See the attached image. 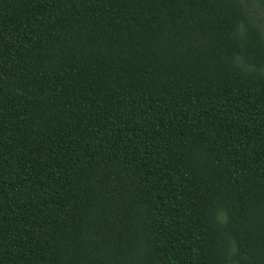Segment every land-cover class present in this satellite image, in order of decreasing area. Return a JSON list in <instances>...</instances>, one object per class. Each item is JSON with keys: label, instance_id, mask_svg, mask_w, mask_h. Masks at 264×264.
I'll use <instances>...</instances> for the list:
<instances>
[{"label": "trees", "instance_id": "1", "mask_svg": "<svg viewBox=\"0 0 264 264\" xmlns=\"http://www.w3.org/2000/svg\"><path fill=\"white\" fill-rule=\"evenodd\" d=\"M256 2L0 0V264H264Z\"/></svg>", "mask_w": 264, "mask_h": 264}, {"label": "rangeland", "instance_id": "2", "mask_svg": "<svg viewBox=\"0 0 264 264\" xmlns=\"http://www.w3.org/2000/svg\"><path fill=\"white\" fill-rule=\"evenodd\" d=\"M248 1H249V3H250V5H251L252 8H254L255 10H259V6H258L256 0H248Z\"/></svg>", "mask_w": 264, "mask_h": 264}]
</instances>
